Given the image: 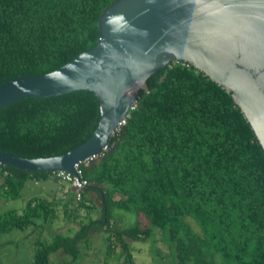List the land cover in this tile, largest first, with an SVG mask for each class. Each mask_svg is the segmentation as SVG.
<instances>
[{
    "label": "trees",
    "instance_id": "1",
    "mask_svg": "<svg viewBox=\"0 0 264 264\" xmlns=\"http://www.w3.org/2000/svg\"><path fill=\"white\" fill-rule=\"evenodd\" d=\"M114 1L0 0V85L51 73L91 50L99 17ZM99 118L91 92L22 99L0 109V153L61 156L86 142ZM124 120L101 155L79 165L86 185L63 218L83 211V221L73 235L59 231L50 242L35 241L30 264H50L58 254L76 261L95 233L104 234L108 255L118 252L123 264H133L130 243L160 232L177 264H264V150L231 94L172 61L146 80ZM0 176L7 201L19 199L29 181L60 182L53 172L4 165ZM57 208L55 200L33 197L21 212L0 215V235L44 227L57 220ZM118 211L138 219L120 227Z\"/></svg>",
    "mask_w": 264,
    "mask_h": 264
},
{
    "label": "water",
    "instance_id": "2",
    "mask_svg": "<svg viewBox=\"0 0 264 264\" xmlns=\"http://www.w3.org/2000/svg\"><path fill=\"white\" fill-rule=\"evenodd\" d=\"M99 41L57 70L0 85V109L27 98L93 93V135L56 157L0 153V165L76 174L98 157L156 71L182 61L230 93L264 150V0H115L98 20Z\"/></svg>",
    "mask_w": 264,
    "mask_h": 264
},
{
    "label": "rangeland",
    "instance_id": "3",
    "mask_svg": "<svg viewBox=\"0 0 264 264\" xmlns=\"http://www.w3.org/2000/svg\"><path fill=\"white\" fill-rule=\"evenodd\" d=\"M60 183L64 188L70 187L67 182ZM61 186L51 180H47L40 182L39 186L35 187L33 191L27 188L23 189L21 197L17 200L7 201L0 198V215L9 210L21 212L31 197H44L58 201L62 196ZM39 187L41 188L39 189ZM51 196H54L56 199H51ZM67 202L69 208L74 206L75 202L72 194L67 195ZM57 212L59 214L57 220L48 222L44 227L30 226L24 231L0 235V264H30L33 261L35 252V241L50 242L55 234L59 233V231L64 233L70 226H73V229L66 232H69L68 235H73L85 216V213L80 211L81 217L74 218L72 216L70 219H64V207L61 208V206H59ZM116 214L117 216H122V221L119 224L120 227L132 225L138 219L132 213L118 211ZM187 221L195 233H200V228L195 221L191 219ZM84 222H86V219H84ZM168 245L167 236L162 232L159 235L157 234L156 237H152L146 243H130L133 264H177L174 252ZM81 253L80 259L71 262L70 257H61L59 254L58 256L61 257V260L57 262L55 259L58 256L53 255L50 264H123L124 261V257L118 252L111 253L110 255L107 254L103 233L91 235L89 246L82 245Z\"/></svg>",
    "mask_w": 264,
    "mask_h": 264
},
{
    "label": "built area",
    "instance_id": "4",
    "mask_svg": "<svg viewBox=\"0 0 264 264\" xmlns=\"http://www.w3.org/2000/svg\"><path fill=\"white\" fill-rule=\"evenodd\" d=\"M127 117V116H126ZM125 117V118H126ZM124 121L125 120H123L120 124H119V126H118V128L122 125V124H124ZM106 149V148H105ZM104 149V150H105ZM103 150V151H104ZM101 155V154H100ZM94 158H96V157H93V158H91V159H87L85 162H83V163H87V162H89V161H92ZM80 164H82V163H80ZM79 164V165H80ZM79 165H77L76 166V168H75V170H76V174L75 175H72V174H69V173H66V172H55L56 173V178L60 181V182H67L69 185H70V187H71V189L74 191V198H75V200H76V202H78L80 199H81V191L83 190V188L85 187V185H86V182L85 181H83L82 179H81V175H82V173H81V171L79 170Z\"/></svg>",
    "mask_w": 264,
    "mask_h": 264
},
{
    "label": "crops",
    "instance_id": "5",
    "mask_svg": "<svg viewBox=\"0 0 264 264\" xmlns=\"http://www.w3.org/2000/svg\"><path fill=\"white\" fill-rule=\"evenodd\" d=\"M1 177V176H0ZM51 181H53L55 184H60V186H61V183L60 182H57V181H54V180H51ZM39 184H40V182H33V181H29V182H27L26 183V185H25V187H24V189L25 188H27V189H29V190H34V188L35 187H38L39 186ZM41 187H39V189H40ZM61 188H62V196H61V198L57 201V200H55L56 201V203H57V207L59 208V206H61V208L62 207H66V200H67V195L69 194V193H71V191H72V189H71V187H69V188H64L63 186H61ZM52 198L51 199H56L54 196H51ZM54 197V198H53ZM95 194H92V198H93V201L95 200ZM31 198H33V197H31ZM30 198V199H31ZM44 198V197H43ZM95 204L97 205V208H96V211H95V214H94V216L93 217H95V218H97L98 216H99V210H100V204H99V202H96L95 201ZM57 208V209H58ZM66 212H64V217H65V214ZM57 214H58V212H57ZM58 217H59V214H58ZM72 228V226H70L69 228H67V230H70ZM66 230V231H67Z\"/></svg>",
    "mask_w": 264,
    "mask_h": 264
}]
</instances>
